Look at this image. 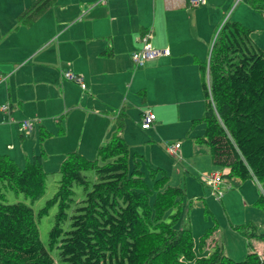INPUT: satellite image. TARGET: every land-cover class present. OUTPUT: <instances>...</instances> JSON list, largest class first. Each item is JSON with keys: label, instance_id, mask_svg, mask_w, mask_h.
<instances>
[{"label": "crops", "instance_id": "crops-1", "mask_svg": "<svg viewBox=\"0 0 264 264\" xmlns=\"http://www.w3.org/2000/svg\"><path fill=\"white\" fill-rule=\"evenodd\" d=\"M37 1L0 0V74L7 77L0 85V107L10 105L8 112L0 109V154L17 162L27 151L35 156L43 149L44 166L51 157L61 165L69 152L93 157L112 139L121 113L126 115L122 136L128 145L131 139L152 142L153 130L165 143L179 142L174 141L175 130L164 128L173 116L188 125L178 135H190L197 126L193 121L207 110L201 65L209 60L212 43L236 0H207L206 7L197 10L174 8L165 0H56L33 23L21 21L20 15ZM238 21L252 29L254 42L264 47V28L256 31ZM147 33L155 49H170L171 55L137 67L132 54L142 48ZM65 73L81 76L86 89L65 79ZM130 108L141 120L138 126L143 110L151 109L156 115L153 127L133 130L127 124ZM27 120L33 128L26 136L20 127ZM41 127L53 134L43 143ZM204 133L205 128L193 141ZM191 147L182 150V145L181 157L191 153ZM224 180L227 203L240 199L243 205L254 204L261 194L253 193L259 184L255 178Z\"/></svg>", "mask_w": 264, "mask_h": 264}, {"label": "trees", "instance_id": "trees-1", "mask_svg": "<svg viewBox=\"0 0 264 264\" xmlns=\"http://www.w3.org/2000/svg\"><path fill=\"white\" fill-rule=\"evenodd\" d=\"M55 1L38 0L19 19L31 24ZM247 1L256 12L264 11V0ZM252 33L230 18L219 28L210 58L201 65L207 110L193 125L204 123L205 133L194 141L209 148L213 164L227 172L224 177L255 178L262 189L256 204L264 211V49L254 42ZM125 121L121 113L116 132L98 149L96 160L79 152L67 153L58 191L37 215L24 203L5 201L7 191L32 201L43 194L48 176L43 170L44 150L28 160L25 168L0 154V264H264V249L262 255L250 252L238 262L218 244L210 257H197L192 229L178 227L184 217L185 188L170 185L171 177L163 168L150 167L147 175L141 169L146 159L138 152L131 168L129 145L122 136ZM51 136L41 127V143ZM85 171H94L97 177L89 191ZM76 185L87 190L84 206L77 209L71 229L65 231ZM56 206L59 212L48 250L39 236L38 218ZM173 210L176 213L166 222ZM216 228L201 237V247ZM238 230L264 246V232L258 233L255 223ZM56 248L58 261L51 254Z\"/></svg>", "mask_w": 264, "mask_h": 264}, {"label": "rangeland", "instance_id": "rangeland-1", "mask_svg": "<svg viewBox=\"0 0 264 264\" xmlns=\"http://www.w3.org/2000/svg\"><path fill=\"white\" fill-rule=\"evenodd\" d=\"M221 1L224 3V0ZM237 1L238 0L234 2V4L236 3L234 7H231L232 9L230 8L231 12L227 14L226 18H230L234 21L242 19L249 24L248 26H251V28H254L256 31L258 29L264 28V11L256 12L249 5L247 0H242L241 3L239 2L240 4L237 3ZM238 5L240 8L238 11H235V8ZM195 9L197 10V8ZM216 18L217 17H215L212 21L215 22ZM246 18H248V21ZM255 37L256 35H254V38ZM213 44L214 43H212V47ZM127 114V124L131 123L133 130H137L138 123H141V120L139 117H136V110L130 108ZM187 126L188 125L184 123L181 117L177 118L173 116L171 122H169L168 126H165L164 128L167 130H175L173 136L178 137L174 141H179L177 143H181V145H183L182 150L192 145L191 153L187 152V155L182 156L181 159L168 155L166 153L165 141H162L160 135L153 130L156 137L152 142L140 144V140L136 141L131 139L129 145L131 168L134 166L133 155L134 153L138 152L146 159L143 160L141 169L147 175H150L152 172L150 167L153 169L159 167L163 168L171 177L170 185L185 188L186 196L182 206L184 217L181 223H179L178 227H187L192 229L196 244L195 251L198 258L210 257L216 249L215 244H218L220 247H222L224 253L228 257L238 262L244 261L250 252H256L261 255L264 249L263 243L256 239H247L242 234L243 230L239 231L238 228L254 220V222H256L255 224L257 226V232L263 233V209L258 204H256V202L250 205H243L240 199H235L231 201V203H227V201L224 199L226 195L225 191L221 199L217 197V194L213 191V189H211L210 186L206 184L204 176L209 175L214 170L224 171V169L216 167L213 164L209 148L206 145L196 144L193 141V137L203 133L205 124L198 123L197 126L192 129L190 135H178V130L184 131L186 130ZM138 127L140 130L141 126ZM22 133L27 136V132L22 131ZM29 144L30 142L27 143V145ZM194 147H198L200 150L194 153ZM24 149H26V147H24ZM40 152L41 151H39V153ZM27 154L30 159L33 158V155L30 153V151H27ZM95 154L96 155L93 157L85 156L88 159L90 158L91 160H96L98 158V151ZM27 156L23 155V157H18L17 163L21 168H25L27 159H29ZM44 160L43 170L48 176L46 188L43 194L35 201H32L26 198L23 194L7 191L5 201L6 204L24 203L33 208L37 215L39 211L46 206L47 202L55 196L58 191L59 182L61 180V165H59L56 157H51L50 160L45 163V166ZM84 175L90 181V186L88 188L89 191L93 188V184L97 182V177L94 171H85ZM259 186L260 185L257 184L255 192H253L255 195H259V193L262 194L261 186ZM73 190L74 194L72 196V202L67 212L68 219L63 225V229L65 231H69L71 229V218L77 213V209L84 206L83 201L85 200L87 192L83 186L78 185L74 186ZM154 198V196L151 197L152 200H154ZM58 212L59 210L56 206L50 210L48 215L38 218L39 236L44 246L48 250L50 249V232L55 226ZM175 213L176 210L171 211L166 216L165 221L170 222V216ZM186 213L188 214L186 215ZM214 227H217L216 231L213 233V235L206 239L205 243L201 247V237L205 235L208 230ZM51 254L54 259H56V261L59 260V250L57 248L52 250ZM187 264L195 263L187 262Z\"/></svg>", "mask_w": 264, "mask_h": 264}, {"label": "built area", "instance_id": "built-area-1", "mask_svg": "<svg viewBox=\"0 0 264 264\" xmlns=\"http://www.w3.org/2000/svg\"><path fill=\"white\" fill-rule=\"evenodd\" d=\"M108 1H117V0H102V3H107ZM168 5L174 8L181 7H190L198 8L207 4V0H165ZM241 2L238 0L237 3ZM227 21V19L225 20ZM151 33H147L142 37L143 46L138 51L132 54V60L134 61L137 67H143L146 63L161 58L169 57L171 55L170 49H155L150 44ZM64 78L77 83L82 89H86V84L84 79L76 74L65 73ZM7 80V77L0 74V85ZM0 109L4 112L10 110V105H2ZM156 121V115L151 109L143 110L142 112V129L149 130L153 127V124ZM33 128L31 121H23L21 124V129L24 132H30ZM166 153L174 158H181V143H165ZM204 180L208 186L217 194V197L221 199L223 197V186L225 184L224 174L219 171H214L209 175L204 176Z\"/></svg>", "mask_w": 264, "mask_h": 264}, {"label": "clouds", "instance_id": "clouds-1", "mask_svg": "<svg viewBox=\"0 0 264 264\" xmlns=\"http://www.w3.org/2000/svg\"><path fill=\"white\" fill-rule=\"evenodd\" d=\"M218 34V33H217ZM216 37H217V35H216ZM216 39V38H215ZM214 42H215V40H214Z\"/></svg>", "mask_w": 264, "mask_h": 264}]
</instances>
